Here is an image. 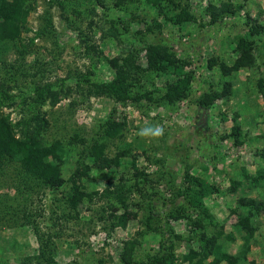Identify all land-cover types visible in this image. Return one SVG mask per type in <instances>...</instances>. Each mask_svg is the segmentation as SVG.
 <instances>
[{
	"label": "rangeland",
	"instance_id": "374dc122",
	"mask_svg": "<svg viewBox=\"0 0 264 264\" xmlns=\"http://www.w3.org/2000/svg\"><path fill=\"white\" fill-rule=\"evenodd\" d=\"M69 1L64 10L51 0L29 1L26 29L17 44L23 55L12 49L0 61L2 113L19 135L25 125H33L30 98L34 84L57 81L54 89L62 85L69 91L55 105L45 102L41 106V113L51 126L40 129V135L45 139L64 138L78 131L92 141L101 134L100 123L109 115L124 121L122 135L106 140L108 157L128 149L127 155L120 158V165L111 168L112 181L124 189L130 186L134 182L130 163L134 160L138 170L146 174L147 179L139 178L146 194L143 197L144 192L134 190L127 195L134 217L125 227L109 217L112 208L108 204L116 201L112 197L101 199L93 195L91 200L70 207L65 197L67 184L54 191L34 188L24 201L19 191L0 180V198L8 195L12 207L28 204L34 222L45 235H52L55 258L61 264H126L122 253L130 241L133 245L129 243L127 248H131V264H160L166 255L173 257L172 264H187L181 262L182 255L190 247L200 250L205 241L200 237L202 232L191 231L186 217L194 218L197 212L177 192L182 190L184 173L188 171L219 189L203 197V207L214 216L204 235L217 237V231L223 229L232 239L223 235L218 241L236 255L241 250L242 232L235 224L238 215H248L257 230L246 258L238 263L251 264L253 260L264 264V94L258 85L264 78V32L249 36L251 26H264V0H175L187 4L195 18L182 24L164 19L145 0H132L121 9L112 1L106 7L95 0ZM209 4L228 7L233 12L220 14L212 23L207 12ZM154 20L162 26L152 25ZM108 30H115V35L108 34ZM102 31L106 33L104 37ZM84 36L91 45L89 54L84 52L86 44L80 40ZM240 36L254 40L251 66L227 76L218 65L207 67L210 57L231 65L238 55L236 44ZM147 44L166 46L167 53L180 63L177 69L171 67L165 73L148 70L141 90L151 93L153 101L143 98L138 104H121L95 92L101 82L113 76L105 56L131 54L136 58L134 65L143 68ZM37 56L43 62L39 66L46 70L43 77L32 78L28 73L37 68ZM11 65L24 67L27 75L19 76L16 82L4 80L3 66L12 71ZM87 68L93 73L89 82L80 78ZM179 74L190 76L187 94L168 103L163 98L165 83ZM67 75L69 78L63 83L59 81ZM224 83L231 86V95L216 99L207 110L198 105L204 92H220ZM156 125L163 128L162 136L142 135L143 130ZM234 125L239 127L240 143L232 134ZM78 154L76 149L63 164L66 179L77 165L90 163ZM15 169L17 173V168L11 166V177L6 181L14 179ZM256 177L259 178L255 180ZM82 183L89 193L100 192L106 185L96 170L90 171L89 178L83 177ZM118 206L115 205V213L121 211ZM181 207L186 216L172 218L170 214ZM21 215L19 211L0 212V264H20L38 247L33 228Z\"/></svg>",
	"mask_w": 264,
	"mask_h": 264
},
{
	"label": "trees",
	"instance_id": "16d2710c",
	"mask_svg": "<svg viewBox=\"0 0 264 264\" xmlns=\"http://www.w3.org/2000/svg\"><path fill=\"white\" fill-rule=\"evenodd\" d=\"M29 1L30 0H0V61L5 60V56L13 49L18 50L23 55L22 50L17 47L18 40L21 37V33L26 29L27 17L29 14ZM96 3L102 7H106L107 2H113L118 8H124L126 3L132 2V0H95ZM147 3L155 6L162 14L163 18L169 20L174 24H182L189 21L195 20L194 15L189 11L188 5H181V3L175 0H145ZM52 4H57L62 10L70 3L69 0H51ZM73 5V3H71ZM74 10V9H73ZM76 11V10H75ZM207 12L210 16V22L214 23L220 14L232 13L228 7H217L214 4H209ZM76 14L79 15L80 12ZM123 22L122 19H119ZM93 23V21H91ZM92 23H89V27H92ZM114 23V20L111 21ZM162 23L159 20H154L153 24L155 27L160 28ZM45 27V26H44ZM111 28H116L111 25ZM40 34L43 30L39 29ZM81 32V31H80ZM264 32V26L254 24L249 29V36L253 34H259ZM115 30H108V34L115 35ZM105 31H102V37L105 36ZM82 44H86L85 53L89 54L90 46L88 43L87 36L80 38ZM254 46V40L247 36H240L237 40V51L234 62L229 65L224 61H220L215 57L207 59V67L212 68L214 65H218L220 72L227 76L234 70L239 68L251 66L253 63L252 49ZM93 49V47H91ZM167 47L161 44H147L144 51L146 66L137 67L135 66L136 58L128 54L126 56H113L107 57V63L113 70V76L108 81L101 82L95 92L101 93L105 96L113 98L115 101L121 104L132 103L138 104L143 98L153 101L154 98L150 95L151 93L142 91V80L147 75L148 70L157 73H165L169 68L177 69L179 66L178 59L171 57L167 53ZM39 56L34 60V66L37 68L32 72L28 73L34 77L40 78L45 74V67H40L39 64L43 62L39 61ZM22 59V57H21ZM5 79L16 80L20 79L19 76H26L27 71L24 67L15 68L11 65L9 71L4 68ZM181 70V69H180ZM181 72V71H180ZM92 70L87 68L85 73H81L80 78L83 81L89 82ZM69 76L59 80L63 83ZM190 76L189 75H178L173 79H169L165 83V90L163 98L168 103H175L187 94L189 87ZM34 82V81H33ZM56 82H37L33 87V96L30 98L31 106H33L34 113L30 122L33 121V125L28 123L21 128L19 135L13 130V126L8 120V117L2 113L0 106V180L5 182L10 187H14L16 191H19L24 201H27L30 197V192L34 188H49L50 190H59L61 187L68 185V193L65 196L67 203L70 207L74 208L78 203L84 200H91L94 196L97 198H113L116 201H110L108 204L112 208L109 217L116 221L121 227H125L129 219L134 217V213L129 210L127 203V195L132 193L134 190H138L143 193V197L146 194L142 190L141 180L146 178V174L143 171H139L136 167L135 161L132 160L130 163L131 169L133 170L134 182L126 187L118 186L112 181V167L120 165V158L124 157L128 153V149H120L117 153L111 157L106 155L107 139H112L122 135V131L126 127L124 121H118L110 115L103 120L101 125V134L90 139L81 135L78 131L73 132L67 137H57L53 139H45L40 134V129L45 128V125L49 128L51 122L41 113V106L48 102L50 105H55L59 99L66 95L69 91L64 89L61 85L60 89H54L57 85ZM258 85L264 94V78L260 79ZM230 85L224 83L223 88L220 92L208 91L204 92L202 96L197 100L200 107L208 109L213 102L223 96H229L232 93ZM142 91V92H141ZM26 101V99H24ZM232 134L235 136L236 142L240 143V132L239 127L234 125L232 127ZM100 138V140H99ZM79 150V156L88 159V163L79 164L76 166L73 173L68 179L63 176V164L69 156L75 150ZM79 163V162H78ZM11 166L15 169L14 179L12 181L8 178L10 176L9 169ZM96 170L100 173L102 178L105 180V187L102 191H93L89 193L83 188L82 178L90 177V171ZM262 175V174H260ZM259 177H256L257 180ZM261 178V176H260ZM149 180V178H148ZM184 185L182 190H178L180 194L188 200V205L193 207L194 211L197 212V216H186L184 207H181L171 213V217L178 219L183 216L188 218L191 223V231L195 232L198 230L202 232L200 237L205 240L200 250L189 248L188 252L184 253L181 257V262L187 264H239L240 259H245L246 254L251 246V239L253 238L257 228L250 221V217L244 215H238V220L235 224L242 234V246L239 253L232 254L226 251L218 241V238L225 236L226 238L232 239L229 234H224L223 229L217 231V237L205 236L204 230L207 229L214 222V216L203 207V197L208 194L219 192L218 187L208 182L206 179L192 175L188 171L184 173ZM126 192H128L126 194ZM8 195L4 194L0 198V212L13 213L21 212V217L24 218V222L30 224L34 230L35 237L38 241V247L36 251L25 259L20 261V264H61L55 258V246L53 237L51 234L45 235L39 228V224L34 222L33 214L28 210V204L22 202L20 207H12L8 203ZM121 209L119 213H115V205ZM209 230V229H208ZM133 241L129 243L133 245ZM124 252L122 253V260L126 264H131V248H127V244ZM173 257L166 255L165 258L160 259V264H172ZM251 264H256L255 261H251Z\"/></svg>",
	"mask_w": 264,
	"mask_h": 264
},
{
	"label": "clouds",
	"instance_id": "9594fccd",
	"mask_svg": "<svg viewBox=\"0 0 264 264\" xmlns=\"http://www.w3.org/2000/svg\"><path fill=\"white\" fill-rule=\"evenodd\" d=\"M151 134L153 136L159 137L163 135V128L160 125H156L152 128H147L142 131V135H148Z\"/></svg>",
	"mask_w": 264,
	"mask_h": 264
}]
</instances>
